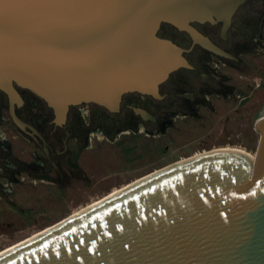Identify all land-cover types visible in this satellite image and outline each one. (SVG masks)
I'll return each mask as SVG.
<instances>
[{
	"label": "water",
	"instance_id": "1",
	"mask_svg": "<svg viewBox=\"0 0 264 264\" xmlns=\"http://www.w3.org/2000/svg\"><path fill=\"white\" fill-rule=\"evenodd\" d=\"M245 0H0V92L36 94L63 126L73 106L119 112L123 96L161 98L192 69L163 24L232 58L192 24L223 23ZM1 100V95H0ZM145 120L146 110L134 108ZM257 152L204 151L155 170L0 256V264H264V117ZM258 120V121H257Z\"/></svg>",
	"mask_w": 264,
	"mask_h": 264
},
{
	"label": "rangeland",
	"instance_id": "2",
	"mask_svg": "<svg viewBox=\"0 0 264 264\" xmlns=\"http://www.w3.org/2000/svg\"><path fill=\"white\" fill-rule=\"evenodd\" d=\"M254 8L251 6L243 9L242 14L246 16L249 10L252 11ZM169 29H171L170 26L165 25L163 31L171 32ZM175 39L183 43L186 41L187 45L190 44V40L185 35H178ZM215 39L223 43L216 36ZM210 57L211 65L218 64L221 69L220 73L225 72L230 78L239 79L242 82L254 79V84L261 82L260 78L253 75L251 71L240 73L241 70H235L233 66H224V60H220L217 56ZM260 59L257 64L264 69V58ZM259 62L262 63L259 64ZM178 75L187 76V80L190 77L185 70L178 71L172 76ZM126 98L136 99L140 107L147 106L154 115L159 116L155 103L150 99H147L145 103L140 95L136 94H128ZM210 102L204 108L203 119L194 121L191 132L185 130L186 127L183 128L184 130L182 127L178 130L176 127H171V131L168 130L163 136L155 123L144 122V128L141 131L144 132L142 138L144 137L145 145L136 151L120 152L119 150L120 142L130 141L129 144L132 143L135 139L134 134H124L120 137L121 130L109 133L105 126H101L100 131L93 132L95 135L89 139L88 143L86 142L85 148L81 151L83 154L80 160L81 170L68 176L65 191L50 192L47 189H34L28 177L26 178L27 184L24 185L10 183L9 179L3 180L4 184L8 185L6 193H0V251L26 240L48 226L66 220L76 209L94 199L99 200L106 194H110L109 191L112 188L137 181L174 162L225 146L245 149L255 154L260 139V134L254 128L255 113L258 109L261 110L264 104V84L258 93L255 92L253 98L244 101L242 105L239 101L230 98L225 100V103L223 100L221 104L213 99ZM223 103L226 105L225 108ZM31 112L33 111L30 113L22 111L25 117L38 121ZM125 112L127 116L134 115L129 109ZM70 113L74 129L88 119L96 124L99 118L116 117L115 113L91 104L74 107ZM1 115L3 119H0V158L31 156L34 151L31 138L19 133L7 109H4ZM139 120L141 122V119ZM179 124L182 123H177L178 126ZM95 126L92 124L90 127L98 128ZM124 131L131 130L126 128ZM166 147L168 149H165ZM6 203H14L15 207L22 209L25 218L19 215L21 212L18 209L11 210ZM17 211L19 214L15 213Z\"/></svg>",
	"mask_w": 264,
	"mask_h": 264
},
{
	"label": "flooded vegetation",
	"instance_id": "3",
	"mask_svg": "<svg viewBox=\"0 0 264 264\" xmlns=\"http://www.w3.org/2000/svg\"><path fill=\"white\" fill-rule=\"evenodd\" d=\"M251 6L255 7L254 10H249V13L244 16L242 10L245 8L248 9ZM165 25L170 26L171 29L169 30L171 32L163 31ZM192 25L205 36L209 37L220 49H224L231 54L232 58L221 57L199 45L193 46V40L189 33L179 31L169 24H163L159 30L160 37L171 39L180 47L190 50L185 56L193 68H182L174 73L185 70L189 73L190 77H188V80L185 75L173 77L172 75L174 73H172L159 86L161 98H155L151 95H141L139 93L126 94L140 95L145 103L147 99H150L155 103L159 116L154 115L147 106L143 105V108L140 107L136 99H127L126 95H124L120 111L112 112L116 114L115 118H99L96 124L91 119H88L83 121L84 124L80 123L77 129H74L72 127L70 111L78 106H73L68 112L67 121L63 126H58L54 122L55 113H53V110L45 101L31 91L18 87L23 103L21 106H15V113L20 120L27 124L25 129L22 130L14 122L12 114L10 113L11 99L9 94L1 91L0 119H3V115L1 114L4 109H7L19 133L26 134L31 138L34 151L31 153V156L0 158V193L5 194L7 191L6 187L8 184L5 185L3 180L9 179L10 183L24 185L27 184V177L32 182L31 186L34 189H47L50 192L65 191V182L69 178L68 176L76 174L81 170L80 160H82L83 155L81 151L85 148L86 142L88 143L90 141L89 139L95 135L94 133L100 131L101 126H105V129L109 133H115V130H121L120 137L124 134H134L135 139L133 142L130 144V141L120 142L119 150L120 152L136 151L145 145L143 143L144 137L142 138L144 132L141 131L144 128V122L150 121L155 123L159 128L158 131L163 136H165V133L171 127H176V130L178 128L181 129V127L184 130L183 128L186 127L187 129L185 130L191 132L194 121L203 119L204 108L211 103L210 101L212 99L221 104L223 100L225 103V100L230 98L239 101L242 105L244 101L253 98L255 92L258 93L260 87L264 84V69L257 64V61L261 60L260 58H264V0H245L234 14L231 25L227 28L225 35L222 30V22L216 24L203 22L201 24L193 23ZM178 35H185L190 40V44L187 45L185 43L186 41L183 43L182 41L179 42V40H176L175 37H178ZM215 36L223 43H219L215 39ZM246 54L249 55L247 56ZM212 55L217 56L220 60H224V66H233V69L241 70L240 73L251 71L253 75H257L260 78L261 82L254 84V79L242 82L239 79L230 78L225 72L220 73V66L218 64L213 66L209 62L211 60L210 56ZM262 62H259V64ZM217 72H219L218 75ZM224 103L223 106L225 108L226 105ZM84 104L95 105L92 103ZM134 108H141L148 111L155 118V121L143 119L134 112ZM128 109L134 115H125V110ZM24 110L29 111V113L33 111L31 113L35 115L38 121L25 117V113H22ZM261 110L258 109L255 116ZM136 118L141 119V122H139V119L136 120ZM177 123L182 124L178 126ZM92 124L98 128H91L90 126ZM126 128H129L131 131H124ZM177 132L180 133L179 131ZM165 149L168 148L166 147ZM7 205L11 210L15 211L18 209L14 203H8ZM18 210L21 213L19 214L18 211L15 213L25 218V215L22 214V209Z\"/></svg>",
	"mask_w": 264,
	"mask_h": 264
},
{
	"label": "bare ground",
	"instance_id": "4",
	"mask_svg": "<svg viewBox=\"0 0 264 264\" xmlns=\"http://www.w3.org/2000/svg\"><path fill=\"white\" fill-rule=\"evenodd\" d=\"M263 117H264V106H263V109H262L261 112H260V116H259V119H258V120L263 119ZM258 120H257V121H258ZM219 149H221V150H224V149H232V150H238V151H244V150H245V149L243 150V149H239V148H237V147H229V146H228V147L225 146L224 148H215L214 150H219ZM246 151H247V150H246ZM251 154H253V153H251ZM199 155H201V154H197V155H195V156H199ZM129 184H130V183L125 184V185L122 186V187H118V188L114 187V188H112V189L109 191L110 194H106V196H104L103 198H100L99 200H98V199H94V200H92L91 202L87 203L85 206H82V207L76 209V210L74 211V213H73L70 217L75 216V215H77V214H80V213H82L83 211H85L86 208L91 207L92 205L98 204V203H100V202L106 200V198H109L110 196H112V195L118 193L119 191L125 189L126 186L129 185ZM61 222H62V221H61ZM61 222H59V223H61ZM59 223L54 224V225H51V226H48V227H47L46 229H44L43 231H40V232H36V233H34L32 236L28 237V238H27L26 240H24V241H21V242H19V243L14 244V245L8 246L5 250L0 251V256L3 255L4 253H6L8 250H10V249H12V248H14V247H16V246H19V245H21V244L27 242V240H30L31 238H35V237H37V236L43 234V232H46L48 229H50L51 227H53V226H55V225H58Z\"/></svg>",
	"mask_w": 264,
	"mask_h": 264
}]
</instances>
